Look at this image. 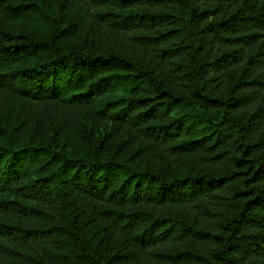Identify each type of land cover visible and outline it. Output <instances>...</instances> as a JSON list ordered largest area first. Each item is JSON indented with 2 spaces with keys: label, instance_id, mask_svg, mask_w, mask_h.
Wrapping results in <instances>:
<instances>
[{
  "label": "trees",
  "instance_id": "obj_1",
  "mask_svg": "<svg viewBox=\"0 0 264 264\" xmlns=\"http://www.w3.org/2000/svg\"><path fill=\"white\" fill-rule=\"evenodd\" d=\"M0 264H264V0H0Z\"/></svg>",
  "mask_w": 264,
  "mask_h": 264
},
{
  "label": "rangeland",
  "instance_id": "obj_2",
  "mask_svg": "<svg viewBox=\"0 0 264 264\" xmlns=\"http://www.w3.org/2000/svg\"><path fill=\"white\" fill-rule=\"evenodd\" d=\"M92 37H93V31L89 32V35H87V38H89L87 41L90 42ZM116 44H117L116 39H110L109 40V45L110 46L112 45L113 48L116 46Z\"/></svg>",
  "mask_w": 264,
  "mask_h": 264
}]
</instances>
